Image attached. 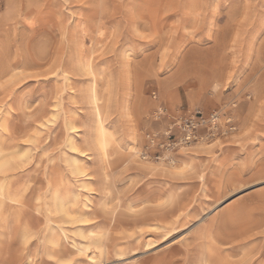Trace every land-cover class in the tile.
<instances>
[{
  "label": "rangeland",
  "instance_id": "rangeland-1",
  "mask_svg": "<svg viewBox=\"0 0 264 264\" xmlns=\"http://www.w3.org/2000/svg\"><path fill=\"white\" fill-rule=\"evenodd\" d=\"M160 106L237 131L147 158ZM12 158L0 264H264V0H0Z\"/></svg>",
  "mask_w": 264,
  "mask_h": 264
},
{
  "label": "built area",
  "instance_id": "built-area-1",
  "mask_svg": "<svg viewBox=\"0 0 264 264\" xmlns=\"http://www.w3.org/2000/svg\"><path fill=\"white\" fill-rule=\"evenodd\" d=\"M156 120H162L165 126L160 131H148L145 134L147 145L143 153L147 158H170L172 154L193 144L229 136L237 131L235 117L226 112L225 107L206 112L199 108L170 110L160 106Z\"/></svg>",
  "mask_w": 264,
  "mask_h": 264
},
{
  "label": "bare ground",
  "instance_id": "bare-ground-1",
  "mask_svg": "<svg viewBox=\"0 0 264 264\" xmlns=\"http://www.w3.org/2000/svg\"><path fill=\"white\" fill-rule=\"evenodd\" d=\"M99 117L101 118V111H100V109H99ZM101 134H102V138H101V141H100V145L103 147V148H106L107 146H108V144H109V140L106 138V136H105V133H104V130L102 129L101 130ZM199 143H202V142H199ZM199 143H197V144H199ZM212 146V145H211ZM210 147V146H209ZM187 148H185V150H186ZM13 161H15V159L14 158H12V159H2V160H0V173L1 172H4L6 169H8V168H10V166H11V164L13 163ZM187 168V166H183V167H181V168H178V169H175L176 171H178V172H180V171H182V170H184V169H186ZM4 186L3 185H0V198H2L3 197V195H4ZM75 218L73 217V218H71V217H69V220H74ZM91 239L92 240H94L95 239V234H91ZM95 242V241H94ZM98 242V241H97Z\"/></svg>",
  "mask_w": 264,
  "mask_h": 264
}]
</instances>
